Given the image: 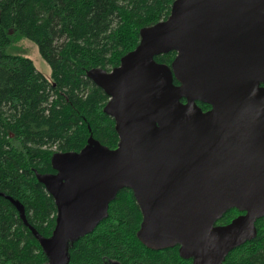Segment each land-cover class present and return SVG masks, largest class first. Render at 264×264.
Here are the masks:
<instances>
[{
  "label": "water",
  "instance_id": "1",
  "mask_svg": "<svg viewBox=\"0 0 264 264\" xmlns=\"http://www.w3.org/2000/svg\"><path fill=\"white\" fill-rule=\"evenodd\" d=\"M140 37L119 67L87 74L109 99L104 112L115 120L118 148L91 137L80 152L53 156L55 174L37 175L57 207L52 237L30 226L50 264L68 263L70 243L107 219L123 189L142 212L137 237L149 250L179 247L192 264H225L258 235L264 0H176L169 18ZM170 52L171 66L155 61ZM11 201L29 226L23 205ZM231 209L244 214L216 226Z\"/></svg>",
  "mask_w": 264,
  "mask_h": 264
},
{
  "label": "trees",
  "instance_id": "2",
  "mask_svg": "<svg viewBox=\"0 0 264 264\" xmlns=\"http://www.w3.org/2000/svg\"><path fill=\"white\" fill-rule=\"evenodd\" d=\"M175 1L0 0V264H50L30 226L52 237L57 207L37 175L55 174L53 156L80 152L91 137L118 148L115 120L104 112L109 99L87 74L119 67L140 45V31L167 20ZM23 39L38 46L51 80L17 52ZM176 56L155 61L171 66ZM11 199L23 205L29 226ZM239 213L229 210L216 225ZM142 221L133 192L123 189L107 219L70 243L67 264H192L178 247L146 248L137 237ZM256 226L257 237L229 253L225 264H264V219Z\"/></svg>",
  "mask_w": 264,
  "mask_h": 264
},
{
  "label": "rangeland",
  "instance_id": "3",
  "mask_svg": "<svg viewBox=\"0 0 264 264\" xmlns=\"http://www.w3.org/2000/svg\"><path fill=\"white\" fill-rule=\"evenodd\" d=\"M17 52L31 59L37 70L41 72L47 79L51 80L52 70L50 65L40 55L38 46L28 39L20 40L15 44Z\"/></svg>",
  "mask_w": 264,
  "mask_h": 264
},
{
  "label": "flooded vegetation",
  "instance_id": "4",
  "mask_svg": "<svg viewBox=\"0 0 264 264\" xmlns=\"http://www.w3.org/2000/svg\"><path fill=\"white\" fill-rule=\"evenodd\" d=\"M183 102H185V101L183 100ZM209 110H211V107H210ZM209 110H208V111H209ZM206 112H207V111H206ZM231 210H234V209H231ZM235 210H237V209H235ZM238 211H239V210H238ZM239 212H240V211H239ZM243 214H244V213H241V212H240V213H239V216H240V215H243ZM216 224H217V223H216ZM216 226H217V225H216ZM178 248H179V247H178ZM191 262H192V260H191Z\"/></svg>",
  "mask_w": 264,
  "mask_h": 264
}]
</instances>
